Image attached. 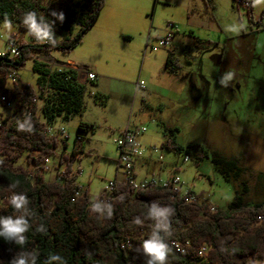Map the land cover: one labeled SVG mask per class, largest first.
<instances>
[{
    "label": "rangeland",
    "instance_id": "374dc122",
    "mask_svg": "<svg viewBox=\"0 0 264 264\" xmlns=\"http://www.w3.org/2000/svg\"><path fill=\"white\" fill-rule=\"evenodd\" d=\"M212 1L211 7L205 0H165L160 4L154 0H105L97 28L119 34L111 36V47L101 52L83 44L68 53L54 50L49 59L46 53H35V58L16 70V83L9 87L26 84L38 91L34 59L52 68L68 64L69 59L90 68L97 64V71L92 69L98 74V85L88 86L82 114L51 124L56 133L63 127L66 134H57L56 155L47 162L50 170L43 172L47 181H55L58 171L64 170L60 156L75 149L77 128L83 121L94 130L83 135L84 150L73 168L81 170L77 182L88 190L90 199H98L109 182L120 180L124 173L115 139L127 127L144 126L148 132L139 138L146 149L144 157L151 156L157 165H163L164 178L178 170L185 188L208 204L209 213H213L211 207L229 210L243 188L241 179L229 181L213 164L217 153L239 157L249 169L252 189L245 201L250 205L264 202V4L250 10L239 0ZM170 23L182 32L192 28L208 46L199 48L195 42L189 53L178 48L182 70L174 76L163 70L168 49L154 52L147 48V41L157 43ZM231 26H239V31H230ZM0 33L7 38L18 30L12 25L9 31L0 23ZM120 34L132 39L125 41ZM63 36L55 35L57 42ZM3 49L0 42V51ZM228 71L235 74L229 82L234 93L225 95L219 81ZM140 81L145 82L143 89L137 87ZM97 92L109 97L107 106L95 102ZM37 106L41 117V100ZM0 114L14 120L24 116L20 112L15 117V110L1 105ZM164 126L176 129L174 138L183 150L162 147L168 138ZM189 145L202 146L206 156L198 159L194 147L187 152ZM17 165L34 169L26 158ZM137 172L138 179L143 178L146 167L137 168Z\"/></svg>",
    "mask_w": 264,
    "mask_h": 264
},
{
    "label": "trees",
    "instance_id": "16d2710c",
    "mask_svg": "<svg viewBox=\"0 0 264 264\" xmlns=\"http://www.w3.org/2000/svg\"><path fill=\"white\" fill-rule=\"evenodd\" d=\"M238 1V0H236ZM248 1L250 10L252 0ZM105 0H0V23L7 17L11 20L23 39L34 37L28 32L22 20L25 13L34 11L54 23L55 35H64L53 46L50 43H28L23 45L20 56L15 60L0 58L2 72L22 67L35 53H50L59 50L71 52L80 45L86 34L99 19ZM53 12L64 14L63 23L51 15ZM199 48L208 46L197 39ZM173 48V47H172ZM166 71L178 75L182 65L172 49L168 50ZM34 71L38 74V91L30 85L15 86L11 96L16 100L15 113H24L18 119L5 117L0 137V215H14L9 198L15 193L27 195L34 215L30 220L33 228L28 233L25 250L35 249L39 252L38 264L50 254H58L66 264H145V258L135 249L147 239L154 221L148 218L149 206L156 203L161 207L175 209L171 217L172 235L166 237L171 248L168 264H264V202L250 205L245 195L250 192L249 169L239 157H227L217 153L212 158L213 164L226 178L241 179L243 188L237 191L236 198L229 210H218L209 213L205 201L183 204L173 197L167 188H149L134 190L128 184L118 181L109 203L113 205L110 219L91 212L92 200L88 190L81 196L76 192L83 189L77 178L81 170H74L73 164L80 159L77 149L78 138L94 130V126L80 122L77 128L75 149L69 154H61L59 165L64 170L58 171L55 181H47L43 172L47 169L48 160L56 155L58 137H50L47 124L58 119L69 121L82 114L85 108L87 85L80 83L78 72L66 66L56 68L34 59ZM98 79L91 84L96 85ZM7 82L0 79V86L5 89ZM7 91V89H5ZM8 92V91H7ZM95 102L107 106L109 97L97 92ZM43 103L41 117L37 114V103ZM27 107H32V116ZM24 110L26 112H24ZM30 117L32 131H19L18 121ZM167 140L163 148L181 151L184 148L175 140V131L164 126ZM64 147L67 148V142ZM195 148L198 159L206 156L202 146L189 145L187 152ZM26 158L33 171L18 162ZM19 181L15 189L10 185ZM136 217L142 225L134 223ZM262 218V219H260ZM44 224L46 233H36L35 228ZM179 245V249L174 245ZM205 248V250H203ZM21 249L14 244L6 243L0 238V264H9L13 256Z\"/></svg>",
    "mask_w": 264,
    "mask_h": 264
},
{
    "label": "clouds",
    "instance_id": "9594fccd",
    "mask_svg": "<svg viewBox=\"0 0 264 264\" xmlns=\"http://www.w3.org/2000/svg\"><path fill=\"white\" fill-rule=\"evenodd\" d=\"M253 6L264 4V0H252ZM57 20L63 23L64 14L62 12L51 13ZM28 32L38 41L47 42L53 46L57 40L54 32V23H49L43 15H38L34 11L24 14L22 20ZM4 27L9 31L12 29V22L7 17L4 20ZM230 31H239V26H231ZM234 73L226 72L221 76L219 83L227 88L229 82L233 80ZM19 131H32L30 117H25L23 121H18ZM2 163V161H0ZM19 186V181L10 185L15 189ZM9 202L14 209V215H0V238L6 243L19 246L21 249L9 261V264H38L39 252L35 249L25 250L28 240V233L32 230L33 225L30 223L34 215L33 210L29 207L30 201L27 195L15 193L9 198ZM91 212L98 216L110 219L113 215V205L106 201L96 200L90 205ZM175 215V209L171 207H161L156 203L149 206L148 218L154 221L151 233L135 251L142 254L145 258V264H168L171 248L166 242V237L172 235L171 217ZM134 223L142 225L140 217H136ZM36 233H46L47 228L44 224H39L35 228ZM44 264H66L63 257L58 254H50L44 261Z\"/></svg>",
    "mask_w": 264,
    "mask_h": 264
},
{
    "label": "built area",
    "instance_id": "2783aa9c",
    "mask_svg": "<svg viewBox=\"0 0 264 264\" xmlns=\"http://www.w3.org/2000/svg\"><path fill=\"white\" fill-rule=\"evenodd\" d=\"M240 4L244 6H248V1L246 0H239ZM177 27L170 23L167 33L156 39L157 43H151V39L148 41L147 48L151 49L152 51H158L160 49H172L174 45V35L177 31ZM0 42L2 43L3 50L0 51V58H7L10 60H15L18 56H20L22 47L28 43H37L43 44L47 42H38L35 38L28 40L23 39L19 33H11L7 38L0 33ZM70 69H73L78 72V79L80 83L91 86L93 82L98 79V75L87 66H79L77 64H65ZM4 78L7 82L5 89L0 86V105L6 109H15L16 108V100L11 96V91L14 87H9V85L16 83L17 80V71L11 70L7 74L2 72V67L0 65V79ZM145 86L144 81H140L137 84V87L143 89ZM25 110L28 109V115L32 116V107H25ZM24 110V112H26ZM3 117L0 114V137L3 127ZM47 133L50 137H57V134L64 136L66 134V130L62 127L58 130V133L54 131L51 124H48ZM148 131L147 127H137V128H130L128 127L125 131L120 133V135L115 139V144L118 147L120 152V159L119 165L124 169V180L121 181L125 184H128L134 190H146L149 188H167L173 192V197L179 199L183 202V204H192L196 203L199 199L198 196L192 192L189 188H185V183L182 181L179 171L176 170L174 173H171L168 177L164 178L161 175L145 177L142 179H138L135 171V159L142 158L145 156L146 149L140 143L139 136L145 134ZM82 145V140L78 138L77 141V149H80ZM156 149V147H153ZM185 161L188 162L189 158L186 157ZM48 169V167H47ZM118 181H110L107 189L105 192L96 200L110 202L111 195L113 194L114 190L116 189ZM185 188V189H184ZM85 189H80L76 192V196L79 197L83 193ZM94 200V201H96ZM92 201V202H94ZM91 202V203H92ZM212 212H216L217 208L211 207ZM262 219V218H260ZM174 245L179 249V245L174 243ZM205 250V248H203Z\"/></svg>",
    "mask_w": 264,
    "mask_h": 264
},
{
    "label": "crops",
    "instance_id": "0c3cea01",
    "mask_svg": "<svg viewBox=\"0 0 264 264\" xmlns=\"http://www.w3.org/2000/svg\"><path fill=\"white\" fill-rule=\"evenodd\" d=\"M162 1L164 2L165 0H154L155 4L156 3L160 4V3H162ZM205 2L207 4V6H211L212 3H213L212 0H205ZM104 5H105V2H104ZM101 13H102V10L100 12V16H101ZM206 14L208 16V11H206ZM100 16H99V19H100ZM99 19L96 22V24L94 25V27L86 34V36L84 37L83 42L80 45H78V46H81V45L84 44V45L88 46L90 49H96L97 51H101V52H104L105 50H107L109 48V46L111 47V41H110L111 36L114 35L113 37L115 38V36H118L119 34L116 35L114 33H111L110 32L111 30H108V29L97 28V24L99 22ZM209 22H210V19H209ZM189 29H190L189 32H187L186 30L184 32L177 30L175 35H174V45H173L172 50H173L176 58H178L177 57L178 48H181L184 53H189L191 51V49H192V46L195 45V42L197 41V39L203 40V38H201V36H197L195 34V32L192 30V28H189ZM120 37L123 38V40H125V41H130L132 39L130 36H127L125 34H120ZM148 41H147V45H148ZM186 41H187V43H186ZM191 41H192V44H191ZM46 58L47 59L51 58L49 53H46ZM167 58H168V51H167V56H166V58L164 60L165 63H164V68H163V70L166 73H168L166 71V68H165L166 62H167ZM79 59H81V61H82V58H79ZM68 61H69L68 64H71V63L76 64V63H74V61H75L74 59H69ZM179 61H180V59H179ZM65 64H67V63H58L56 67H60V66L65 65ZM56 67H54V68H56ZM93 69H95V71H97V64L94 66ZM96 85H98V81H97ZM222 93L225 94V95H230V94L234 93V90L231 87L228 86L227 88H223V92ZM223 120H225L224 117H223ZM81 122H83V121H81ZM137 127H140V126H135L134 128H137ZM169 127H171V126H169ZM147 132L145 134H143V135H140L139 138L140 137H145ZM225 156L234 157L232 155H225ZM134 163H135V171H136L137 177H138L137 168H139V167H146V174L143 176V178L156 176V175H161L162 176L163 171H164L163 170V165H157V162L151 156L142 157V158H136ZM124 177H125V174L123 173L122 174V178L120 180H117V179L116 180L117 181H123Z\"/></svg>",
    "mask_w": 264,
    "mask_h": 264
}]
</instances>
